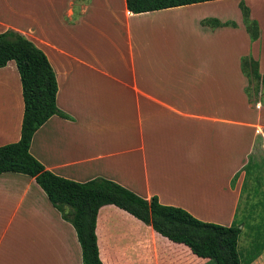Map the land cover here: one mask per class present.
<instances>
[{
	"label": "crops",
	"instance_id": "crops-1",
	"mask_svg": "<svg viewBox=\"0 0 264 264\" xmlns=\"http://www.w3.org/2000/svg\"><path fill=\"white\" fill-rule=\"evenodd\" d=\"M225 1L131 14L124 0H0V33L14 31L44 54L55 106L69 117L51 116L31 137L29 154L45 170L78 183L103 178L202 222L227 227L235 218L241 260L258 252L249 264H264V188L254 183L244 195L243 171L257 148L264 153V105L247 101L239 68L240 57L257 60L261 43L264 55V0H243L257 22L254 42L239 14L228 20L209 7ZM173 11L194 13L190 23L205 54L195 49L186 63L167 59L165 78L151 83L156 59L150 40L134 46L135 32L141 27L149 36L144 28L156 29ZM207 19L219 24L208 28ZM257 70L264 74L259 63ZM21 116L19 77L9 61L0 68V146L19 139ZM94 235L101 264L212 261L111 205L98 209ZM0 264H81L73 228L22 174H0Z\"/></svg>",
	"mask_w": 264,
	"mask_h": 264
},
{
	"label": "trees",
	"instance_id": "trees-1",
	"mask_svg": "<svg viewBox=\"0 0 264 264\" xmlns=\"http://www.w3.org/2000/svg\"><path fill=\"white\" fill-rule=\"evenodd\" d=\"M209 1L214 0H124L125 8L131 14ZM238 8L245 32L253 42L258 38L257 24L249 19L248 9L243 4H239ZM209 22L212 27L219 24L215 19ZM225 25L234 26L233 23ZM9 61L14 63L19 77L22 116L19 139L0 146V174H22L34 180L51 206L73 228L81 264H101L94 227L98 209L107 205L124 211L170 242L184 245L197 258L210 259L214 264H249L258 255V252H249L241 260L237 251L240 230L235 218L227 227L202 222L180 208L159 204L154 196L148 200L142 199L103 178L78 183L45 170L29 154L31 137L51 116L69 117L55 106V76L44 54L11 30L0 33V68ZM239 68L247 81L244 88L247 101H261L258 95L264 93V74L258 73L257 62L249 56L241 57ZM249 164L250 158L243 169L245 177Z\"/></svg>",
	"mask_w": 264,
	"mask_h": 264
},
{
	"label": "rangeland",
	"instance_id": "rangeland-1",
	"mask_svg": "<svg viewBox=\"0 0 264 264\" xmlns=\"http://www.w3.org/2000/svg\"><path fill=\"white\" fill-rule=\"evenodd\" d=\"M239 4H243L246 7V4L244 3L243 0H226L225 2H220L217 4L209 5V7L211 8L214 7L215 10L219 9L220 12L225 13V15L228 16V20H233L235 15L236 17L238 16V14L241 16L240 10L238 8ZM202 9L203 8H198V10H202ZM198 14H197V17H198ZM194 17H195L194 13H192L190 16L189 13H184L183 11H173L171 13L162 14L159 21H162L163 23L159 24L158 27H155L156 29L154 28L145 29L144 28L143 33L148 32L149 34L151 32L149 36H146V34L144 36L141 35L140 33L141 27L139 28V30L136 29L135 36H134V46L136 47L138 44L140 45V43H141V46L143 44L146 45L147 41L150 40L149 53L150 55L154 54L151 57H155L156 59L155 61H150L149 63V69H150L149 78H150L151 83H154L156 81H159L160 79L165 78L162 75V73H163L164 68H168V67H164L167 59L171 60L172 57L179 56L182 58V62L186 63L187 62L186 57L188 58L189 56H191L194 53L195 49L200 50L201 54H205L202 51V48L205 47L204 46L205 43L202 42V40H199L195 36L193 32L194 25L190 23V21ZM187 20H189L187 23L181 24ZM241 20H242V17H241ZM177 22L179 23L181 22L180 23L181 25H177L176 24ZM255 23L257 24L256 21ZM210 25L211 24L209 23L206 26L210 28L209 27ZM160 33H162L160 38L159 39L155 38V37H158ZM153 34L155 37L152 36ZM164 39L167 42H164L163 41ZM97 51H103V50L99 47ZM134 51H136V48L134 49ZM155 53H159V54H155ZM245 56L251 57L250 55H245ZM189 61L191 60L189 59ZM255 61L257 62V65L259 63L261 67H264V55L262 52V43L259 45L257 60ZM181 67L182 66H178V69ZM139 68H140V61H139ZM136 69L139 70L140 72V69L138 68ZM137 74L139 75L137 76L136 82L141 84V80H142V76L140 75L141 73H137ZM87 81H90V78H87ZM258 97L261 98V101L259 102L264 105V93H262L261 95H258ZM251 100H253V96H251ZM101 110L104 111L105 109H101ZM246 170H247V178H246V185L244 188V195H250L251 192H253L255 188L254 183H256V186L260 185V187L263 189L264 188V153H262L259 150V148H257L252 159H250V164ZM242 204L243 203H241L240 205L242 206ZM207 263L213 264L212 261H207Z\"/></svg>",
	"mask_w": 264,
	"mask_h": 264
}]
</instances>
